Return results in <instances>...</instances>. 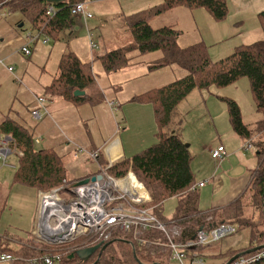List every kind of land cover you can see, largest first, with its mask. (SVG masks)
<instances>
[{"label": "trees", "instance_id": "16d2710c", "mask_svg": "<svg viewBox=\"0 0 264 264\" xmlns=\"http://www.w3.org/2000/svg\"><path fill=\"white\" fill-rule=\"evenodd\" d=\"M83 1L87 0H67L59 3L49 0H2V6L8 8L7 14L20 11L32 24L36 33L41 32L49 40L55 41L64 30L75 25L71 10L76 3ZM228 3V0H163V3L154 9L126 18L128 29L133 36L131 44L111 50L95 59L100 61L106 72L110 73L130 65L134 59L132 53L145 55L158 52L159 63L152 65V68L176 65L184 74L175 81L134 97L135 101L149 102L153 105L158 140L131 157L113 162L108 171L118 178L126 176L130 169L135 173L148 189L151 202L157 204L153 205L151 202L147 204L149 207L153 205V213L167 224L173 221L182 227V233L175 241L191 239L201 226L209 229L219 223L228 222L237 224L238 230L250 227V248L255 249L257 246L261 249L264 247V37L249 44L238 45L231 55L213 61L204 42L181 46L180 30L173 26L153 28L150 24L154 15L177 7L189 10L203 8L215 20L223 21L228 14ZM49 5L56 9L52 18L46 13ZM258 19L264 35V10L258 13ZM59 71L52 83L45 87L46 99L62 98L71 104L103 100V96L101 98V95L98 97L87 92L94 88L96 83L91 63H84L75 53L67 52L61 58ZM242 78L249 80L250 92L256 111L260 115L257 121L246 123L240 105L225 96L220 97L226 101L229 122L235 135L245 143L251 140L257 150L259 165L248 187L249 202L254 206L256 213H248L247 216L237 201L221 209L202 212L199 208L198 191L191 189L195 184L193 154L183 140L184 116L187 112L181 110L180 105L192 91L212 93L211 89L229 87ZM76 90L85 91L86 94L75 96ZM7 134L14 138L16 147L22 152V155L17 154L19 167L14 182L37 191H44L60 186L64 180L69 187L77 181L68 174L63 157L56 149L38 148L40 144L35 141L36 136L26 125L7 118L0 124V135ZM219 145L223 144L217 146ZM99 153H102L101 150ZM106 165L108 164H104ZM69 187L62 192V196H69ZM174 196L178 201L176 213L168 219L163 214V206L168 198ZM143 238L146 240L145 244L140 243L138 239L134 240L132 232L117 230L112 239L104 243L107 246L101 255L99 256L100 251H96L86 262L81 261L78 256L72 259L69 256L77 249L91 247L97 243L91 241L74 246L82 239L79 238L70 243L74 246L71 250L64 254L58 251L63 255L58 264H172L167 238L162 231L149 229L143 233ZM3 240H0V256L4 253L12 254L14 259L9 264H29L28 259L57 251L53 250L55 246L36 240L41 249L25 247L24 243H20L18 247H11L7 238ZM31 244L35 245L33 242ZM214 246L211 244L187 248L186 252L192 255L197 251L206 261L207 253L211 252ZM257 250L259 249L242 254L251 255ZM216 251L220 253L215 257L221 255L225 261L223 264H226L240 250ZM248 264H264V257Z\"/></svg>", "mask_w": 264, "mask_h": 264}, {"label": "crops", "instance_id": "0c3cea01", "mask_svg": "<svg viewBox=\"0 0 264 264\" xmlns=\"http://www.w3.org/2000/svg\"><path fill=\"white\" fill-rule=\"evenodd\" d=\"M86 5L88 11L92 14L91 18L85 17L82 14L75 15V25H73L71 29L64 30L60 38L55 41L48 40L44 42V38L41 35L38 40L31 44L32 52L30 55H26L22 51L27 34L24 35L18 32V29L24 30L22 29L23 26L20 27L23 20L15 22L12 19H8L11 14L4 15L7 11L0 10V16L4 19L3 23H0V59L3 60V64L0 63V90L3 89L4 86H7L9 91L11 88H14L13 92H15L12 95L13 98L10 106H3V102L0 100V124L7 118L24 125L31 120V109L38 106L37 97L45 96V87L50 85L60 72V61L65 53H75L82 62L91 63L92 65L96 83L94 88L87 90V92L93 93V95H97L98 97L101 95V98L103 96V100L95 103L85 101L71 104L62 98L47 99L49 115L39 120H49L48 129L44 128L52 144V146H48V148L56 149L58 153L62 155L68 174L79 181L100 173L101 166L105 167L104 164H111L121 158L131 157L135 153L154 144L157 137L156 132L158 130L154 107L149 102L135 101L134 97L153 88L164 86L184 75L183 71L176 65L154 68L157 70L159 69L160 72L168 71L166 74L167 77L173 80H168L163 84L150 88L146 86L147 84L139 86L141 93H133L130 97L127 96V104H123L122 98L117 96L116 93L113 97L107 96L106 92L114 89L112 85L106 86L103 78L118 74L128 67L133 66V62L136 64V68H139L138 72L140 74H136V69L128 70V73H133L135 77H140L143 73L148 74V66L142 65L141 61H146L147 59H145V56L150 54L151 59H149V61H159L160 54L158 52L145 55L137 54V52L132 53L134 59L130 65L110 73L106 72L100 61H95V59L104 54V52H110L111 50H105L109 49L108 47L114 50L117 49V47L120 48L131 44L133 36L128 29L126 18L129 16H136L145 10L154 9L160 6L161 3L160 0H90V2L87 0ZM117 5H119V7H117ZM2 8V0H0V9ZM186 10L188 9L177 7L167 11L177 12L176 15L180 18L182 17L183 21L187 18V12L190 13V17L202 14L199 9H194V11ZM105 15H108V21L114 15L113 19L122 20L120 25L122 28L111 27V33L108 36L111 38L108 39L106 35L109 29L103 28ZM176 15L174 23L179 25L181 21L176 19ZM93 18L96 19V22L91 21ZM166 26L174 27L172 24ZM31 29L32 30L29 32L36 34L33 27ZM93 31H95V33ZM66 32H68V36L64 35ZM89 32L94 34L93 41L97 43L96 48H92L90 45L91 39ZM184 38L185 37H182V39ZM12 66L13 70L10 71L8 67ZM175 72H177L178 77L174 75ZM119 88L118 85L117 89ZM19 89L21 97L18 96ZM191 96L194 97V99H192ZM108 99L117 100L119 102L117 114L119 113L120 118L116 119V111L110 108L114 116L111 115L113 117L111 118L109 114V119L107 118L108 121L104 119L103 126L101 120L103 117L99 114V111L105 110L107 106L109 107L107 103ZM188 100L204 101L205 108L210 115V117L204 119L213 130L214 139L210 144H202L200 153H193L190 149L193 154L192 169L195 174V184L199 185L201 182L205 183L203 186L197 188L199 194V208L202 212H210L213 209H221L237 201L240 203V207H242L245 213H256L254 206H251L248 198V187L259 165V157L256 153L257 150L255 145V148H244L246 143L237 137L231 128L227 106L224 105V107H220V110L215 108L217 107L216 103L220 102L217 96L198 90L192 91L183 103L186 109L184 111H186L187 114L189 111V107L187 108L186 105ZM209 101L211 102L210 106L208 105ZM143 112L145 115H143ZM146 116L151 117L149 125H147ZM106 122L108 123L107 129L105 127ZM123 123L126 125L124 126ZM153 124L154 126L156 124V130L152 134L154 141L151 142L152 138L150 137V133ZM61 132L66 133L71 139L63 137ZM81 133L85 135L84 138ZM40 135L41 138L40 136H36V138L38 137L41 139V142L38 144H42L46 141L43 132ZM73 136L77 140L74 139ZM76 136L79 137V139ZM72 140L76 146L73 145ZM218 144H223L225 146L227 154L223 159L214 160L211 157V150ZM197 145L199 146L198 143ZM80 149H85L87 151L101 150L102 153L96 161L88 155L83 154V152H80ZM75 158H81V160ZM37 209L38 202L36 213L33 218V229L35 227ZM237 227L239 226L237 225ZM239 229H248L250 234L249 241L247 238L246 241L244 239L234 240L230 249L240 250L236 255L254 250V248H250L251 228L244 227ZM237 234L238 233L234 234V237H237ZM213 245L215 246L211 249L212 251L207 253L208 258H214L215 255L220 253V251H216L218 249H221L222 252L228 250V248H221L218 242ZM240 245H245V247H241ZM256 248L257 246L255 249ZM219 257L222 256L220 255Z\"/></svg>", "mask_w": 264, "mask_h": 264}, {"label": "rangeland", "instance_id": "374dc122", "mask_svg": "<svg viewBox=\"0 0 264 264\" xmlns=\"http://www.w3.org/2000/svg\"><path fill=\"white\" fill-rule=\"evenodd\" d=\"M160 3H163V0H160ZM117 7H119V5H117ZM0 10L8 11V8L3 7ZM199 10L202 12L203 15L198 14L199 16L190 17V13L187 12V18L185 21H183L182 17L180 18L178 17V15H176L177 12H169L170 10L164 13L162 12L154 15L151 18V25L153 28H161L163 26L172 24L175 28L180 29L182 34L180 36L179 44L181 46L192 45L200 41L206 43L209 50L210 58L213 61H218L231 55L234 52L235 47H237L238 45L249 44L258 41L264 37L262 27L258 19V13L264 10V0H229L228 14L226 19L223 21L215 20L203 8H199ZM186 11H189V9ZM175 15L176 19L178 21H181L179 25H176L174 23ZM114 16L111 17V19L108 21V15H105L103 28L109 29V32L106 35L107 39L111 38L108 37L111 33V27L114 26L115 28H122L120 26L122 20H115L113 19ZM24 18V15L20 11H14L11 13V16L8 17V19H12L15 22H17L18 20H23L21 23L24 24L22 28L24 30L18 29V32L26 35L32 33L29 31L32 30L31 28L33 26L27 19ZM3 20L4 19L0 16V23H3ZM91 21L96 22V19L93 18ZM93 32L95 33V31ZM67 34L68 32H66L64 35ZM182 37L185 38L182 39ZM108 48L109 49L105 50H112L110 49L111 47ZM145 59L147 60L141 61V64L148 66V74L143 73L140 77H135L133 73H128V70L136 69V74H140L138 72L139 68H136V64H134L133 62V66L128 67L127 69L119 72L116 75H109L103 78L106 86L112 85V88L114 89L107 91L106 95L113 97L116 93L117 96L122 98L123 104H127V96L130 97L133 93H141L139 90V86L147 84L146 86L150 88L163 84L168 80H173L167 77L166 74L168 73V71L160 72L159 69L157 70L151 67L152 65H157L159 63L158 61H149V59H151V54L146 55ZM174 75L178 77L177 72H175ZM118 85L120 87L119 89H117ZM13 91L14 88H11L9 91L7 86H4L3 89L0 90V100L3 102V106H10L11 100L13 98L12 95L15 93ZM211 92V94L219 96L218 98L220 102L216 103V109L220 110V107H224V105H226V101L220 97L225 96V98L232 99L240 105L243 114V120L246 123L255 122L260 117V115L256 111V107L250 92L249 80L247 78H242L235 84L226 88L211 89ZM20 93L21 92L19 89L18 96L21 97ZM206 93L209 92L206 91ZM192 99H194V97H192ZM109 100L110 99H108V101ZM186 105L187 108L189 107V111L188 114L184 116L183 140L185 141L186 145H189L188 147H190L193 153H200V147L202 144H210L214 140L213 130L205 122L204 119L206 117H210V115L208 114V111L205 108L204 101L199 102L197 100H188ZM208 105H211L210 101L208 102ZM180 108L182 110H186L183 103L180 105ZM99 114L103 117L101 119L103 126L104 119L108 121L109 114L111 118H113L112 116H114L113 112L108 106L105 107V110L99 111ZM31 115L32 114H30L31 120H29V122L25 125L31 131H33L35 136H40V138V134L43 132L44 138L46 140L42 144L38 145V148L52 146L51 141L49 140V137L44 130V128L48 129L50 123L49 120L43 119L39 121ZM143 115H145L144 112ZM115 118H120V115L119 113L117 114V111L115 112ZM145 119L147 125H149L151 117L146 116ZM123 124L124 126L126 125L125 123ZM105 127L106 129L108 128L107 122L105 123ZM155 130L156 124L155 126L153 124L150 133V137L152 138L151 142L154 141V137H152V134L155 132ZM81 134L84 138L85 135L83 133ZM61 135L65 138L71 139V137L64 132H61ZM73 138L76 139L74 136ZM77 138L79 139V137ZM155 142H157V137ZM72 143L74 146H76L73 140ZM197 143L199 144V146L197 145ZM244 148L246 149L245 145ZM75 159L81 160V158ZM7 163L8 166H3V161L0 159V240L4 241L3 239L7 238L11 247H18L20 243H24L23 246L25 247L41 249L42 247H39V244L35 242L36 236L33 233V218L36 213V207L38 202L37 190L32 187L24 186L14 182V177L17 168L19 167V158L16 153L8 159ZM129 171L132 170L130 169ZM151 204L157 205L156 203H153V201L151 202ZM177 204L178 201L176 197L168 198L163 206L164 216H166L168 219L172 218L176 213ZM153 205L151 206L153 207ZM245 214L249 216L248 213ZM237 233V235L239 236H237L238 238L234 237L235 235H233L224 238L223 240H221L222 242L219 241L218 243L221 248L230 249V247L234 243V240L244 239L246 241L247 238V240L249 241L250 232L248 229H239ZM83 240L84 238L79 239V243H76L74 246L81 244ZM31 242H33L35 245H32ZM74 246L73 244H70L62 247H56L54 249H46L57 250L64 254V252L71 250ZM243 246L245 247V245H242L241 247ZM187 262L189 263V261ZM224 262V258L216 256L214 258H207L203 264H223ZM172 264H179V262L175 259H172Z\"/></svg>", "mask_w": 264, "mask_h": 264}, {"label": "built area", "instance_id": "2783aa9c", "mask_svg": "<svg viewBox=\"0 0 264 264\" xmlns=\"http://www.w3.org/2000/svg\"><path fill=\"white\" fill-rule=\"evenodd\" d=\"M71 12L74 16L82 14L85 17H92L84 1L76 3ZM46 13L52 18L56 9L53 5H49ZM90 33V45L92 48H96L97 43L93 41L94 34ZM41 35L44 42L49 40L41 32L27 34L22 47L24 54H31V44ZM0 63L3 64L2 59H0ZM8 69L12 71L13 67H8ZM37 102L38 106L32 109L31 114L35 119L40 120L49 115V109L45 96L37 97ZM107 103L112 110L117 111L119 105L117 100H109ZM36 142L40 143L41 139L37 137ZM245 147L255 148L251 142H247ZM80 152L96 161L101 155L99 151L80 149ZM15 153L22 155L15 145L14 138L8 134L0 135V159L3 161V166H8V159ZM226 154L227 151L223 145L211 150V157L214 160L223 159ZM111 164L108 163L105 167L100 165V173L94 175L96 179L89 180L86 184L79 185L81 180H77L69 187L67 181L64 180L58 187L38 191V209L33 229L36 241L58 247L84 238L82 244L91 241L98 244L109 241L115 231L122 230L123 232H132L135 239L145 244L143 233L149 229H156L166 235L171 259L177 260L179 264H203V257L197 251L188 255L187 248L211 245L237 233V225L222 222L209 229L205 227L202 230L198 229L194 238L183 242L175 241V238L181 235L182 227L173 221L168 224L161 221L153 213L152 207L147 205L151 202V196L135 173L129 171L124 177H115L108 171ZM204 184L203 182L199 185L194 184L191 189L196 190ZM68 187L69 196H62V192ZM263 257L264 247L251 255L242 254L229 264H248ZM13 259L12 254L4 253L0 256V264L9 263ZM62 259L63 255L56 251L53 254L45 253L40 257L28 259L27 263L58 264Z\"/></svg>", "mask_w": 264, "mask_h": 264}, {"label": "water", "instance_id": "95a60500", "mask_svg": "<svg viewBox=\"0 0 264 264\" xmlns=\"http://www.w3.org/2000/svg\"><path fill=\"white\" fill-rule=\"evenodd\" d=\"M50 2H54V3H59V2H63V1H67V0H49ZM23 26V23L20 25V27ZM75 96H81V95H85V91H81V90H76L74 93ZM99 176V175H98ZM96 179V176H92L91 178H86L81 180L78 184L82 185V184H86L89 182V180L94 181ZM264 211V209H263ZM203 226H201L199 228V230H202ZM195 237V235L193 236V238ZM107 246V244L104 243H98L94 246L91 247H85V248H80L77 249L74 253L70 254V259L74 258L75 256H78L80 258L81 261L86 262L90 259V257L96 252V251H100L99 256L101 255L102 251L105 249V247ZM256 249H260L259 247H257ZM256 249L252 250L255 251ZM250 252V251H248ZM241 254L235 255L234 257H232L226 264L231 263L232 261H234L236 258H238L239 256H241Z\"/></svg>", "mask_w": 264, "mask_h": 264}]
</instances>
